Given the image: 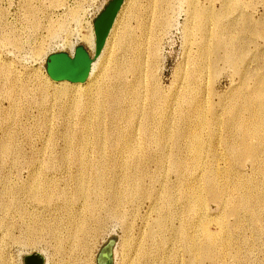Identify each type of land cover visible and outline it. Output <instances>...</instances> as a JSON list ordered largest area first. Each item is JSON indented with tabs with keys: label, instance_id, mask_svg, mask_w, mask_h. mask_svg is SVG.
<instances>
[{
	"label": "rangeland",
	"instance_id": "374dc122",
	"mask_svg": "<svg viewBox=\"0 0 264 264\" xmlns=\"http://www.w3.org/2000/svg\"><path fill=\"white\" fill-rule=\"evenodd\" d=\"M108 1L0 0V264H98L112 237L111 264H264V150L252 136L264 135V39L253 37L264 0H156L163 13L128 0L97 79L54 82L48 57L94 53L81 38ZM136 49L141 72L112 81L121 108L85 112L91 90L111 86L109 62L127 67ZM239 137L259 149L234 151ZM198 187L201 203L189 201ZM185 229L199 244L211 234L208 254L189 260Z\"/></svg>",
	"mask_w": 264,
	"mask_h": 264
},
{
	"label": "bare ground",
	"instance_id": "6f19581e",
	"mask_svg": "<svg viewBox=\"0 0 264 264\" xmlns=\"http://www.w3.org/2000/svg\"><path fill=\"white\" fill-rule=\"evenodd\" d=\"M128 0H125L120 12L118 13V16H117V19L113 25V28L110 32V35L107 39V42H106V45L101 53V55L95 60L94 62V65H93V68H92V72L90 74V77L88 78L87 81L89 82H93L94 80L97 79L96 75H98V69L100 67V62L102 60V57L104 56L105 52L108 51L111 47V42H112V39H113V36H114V32L116 30V27L118 26V17L122 14L124 8V5L127 3ZM149 2V1H148ZM156 2V0H153V4L155 6H158V3H154ZM240 2V1H239ZM152 4V3H151ZM152 4V6H154ZM159 4H160V1H159ZM162 4V3H161ZM165 5V4H164ZM191 5V4H190ZM192 16H194L196 14V10H197V6L192 2ZM159 8V11L161 13H163V6L161 5V8L158 6ZM133 12V16H136V13H135V10L132 11ZM167 13V12H166ZM164 12V14H166ZM167 15H169L167 13ZM220 20V19H219ZM219 25V24H218ZM263 25V24H262ZM203 25L201 26L200 29L203 30ZM218 27V26H217ZM227 27V26H226ZM228 28V27H227ZM264 28V27H263ZM221 29V27H220ZM204 31V30H203ZM245 32L247 31V28H245L244 30ZM248 32V31H247ZM219 33V32H218ZM250 33H251V30H250ZM252 34V33H251ZM205 35V34H203ZM254 35L253 37H261L262 39H264V30L260 28V30H256L254 32ZM209 36V34L207 35ZM229 36V35H228ZM231 39L230 40H226L224 43H223V47L225 49V51L227 53H229L228 55V59L230 61H233V54H236V50L239 49L236 47V43H238V39H236L235 37L232 39V37H230ZM82 42L87 46V48L91 51H95V45H96V38H95V32L91 31L89 34H84L82 35ZM208 38H206L207 40ZM228 39V38H227ZM207 47V46H206ZM134 50V49H132ZM206 50V49H205ZM75 51V50H74ZM137 51V56L136 58L134 59V62H132L129 66L127 67H124L122 64H119L117 62V59L114 58L113 62H109L110 63V73L106 75V78H108V80L111 82V86L108 87V86H105L104 84H99L97 86H95V88L93 90H91L92 93L89 94V98L87 99V103L86 105L84 106L83 110L85 112L91 110L92 108V105H96L95 107L99 110L100 109H103V112L107 110V107L108 109L111 111V113H113V111H116V110H119V108H121V105L124 101V93L122 91H119L117 90L118 88H115L114 85H113V80H120V78L122 77H125L124 75L127 73V72H132L135 74V76H137V74H139L141 72V68H140V50L139 49H136ZM239 52V51H238ZM74 53V52H73ZM241 55V54H240ZM237 56V55H236ZM48 75V74H47ZM139 76V75H138ZM49 77V76H48ZM50 78V77H49ZM121 78V79H122ZM113 81V82H112ZM122 82V81H121ZM142 82V81H141ZM140 82V83H141ZM61 85L63 84H68L69 82L68 81H62V82H57ZM115 83V82H114ZM71 84H74L76 87H79L81 84L83 83H71ZM124 84V83H122ZM130 85V84H129ZM119 86V85H118ZM108 87V88H107ZM122 88V87H121ZM66 90H68L67 88L65 90H63L64 92L63 93H68ZM62 93V92H61ZM130 93V92H129ZM66 95V94H64ZM262 95L264 96V91L262 92ZM139 97V93L135 94V97ZM151 102L156 104L157 103V98L155 97H151ZM78 104H81V103H78ZM81 105V106H83ZM133 105V104H132ZM135 105V104H134ZM77 106V105H75ZM80 107V106H79ZM76 108V107H75ZM79 109V108H78ZM261 109L263 110L264 112V102L262 103L261 105ZM73 110H77V109H73ZM80 110V109H79ZM82 110V109H81ZM131 110V109H130ZM78 111V110H77ZM193 117L192 118H195V122L196 124H200L201 123V116H202V108L200 105H197L194 110H193ZM88 115V114H87ZM114 116V115H113ZM88 117V116H87ZM90 117V116H89ZM87 120V119H86ZM85 120V121H86ZM87 123L86 124H89L88 122H90V120L88 119L86 121ZM85 125V124H84ZM86 127V126H85ZM89 128V127H88ZM86 131L87 130V127L85 128ZM253 137H256L259 141V146H260V150H264V135L260 132V128L257 127L254 129V134H252ZM189 137L191 138L192 141H195L198 139V134L195 132V133H191L189 135ZM86 140L82 141V144H81V147L82 149H86L87 147V139L88 137H85ZM234 148L233 150L235 151L236 149L237 150H243L244 153H247L249 155H252L253 154V151L255 149H259V146H257L256 148L253 146V144H251L250 142V138L248 137H239L237 139V143L234 144ZM99 146V145H97ZM102 147V146H101ZM85 152V151H84ZM137 154V153H135ZM197 164V162H196ZM85 177V178H84ZM90 181V180H88ZM87 179H86V176H83V178L80 180V191H83L82 189V185H84L85 183H88ZM208 184L210 185L208 187V190L210 192H212V194H214V198L216 199L217 196L215 195V193H217V187H216V184L214 182H212L211 180H208ZM102 185V181L101 180H96L95 181V186L99 187ZM192 190H200L199 187L198 188H193ZM193 192V191H192ZM201 191H195L193 192L192 194H188L187 197H189V201L191 202H194V201H197L199 203H201L202 201V197H201ZM120 200V199H119ZM218 200L219 201H224L222 200L221 198L218 197ZM227 200V199H226ZM121 202V200L119 201ZM242 206L246 207L247 210L249 212H254V209H252L251 207L249 208V206L247 205V203L245 201H242ZM189 207H191L189 205ZM100 223V222H99ZM164 223L162 222V224H160V227H163ZM80 231H82L84 233L87 232L86 229H84L83 225L80 227ZM96 231V230H95ZM206 233V234H204ZM203 233V236L206 235V243L205 244H199L198 240L197 242L195 243L196 239L197 238H193L189 233H188V229H185L183 231V236H184V239L186 241V243H188V245L186 246L185 249V252L188 254L189 256V260H193L194 258H198V256H200L201 254H208V250H210V246L213 244L212 243V240H211V234L209 232H204ZM80 245V244H79ZM83 245V244H82ZM200 245H203V246H200ZM86 247V246H85ZM84 247V249H86ZM83 248V247H82ZM76 249V248H75ZM46 264H48V259H46Z\"/></svg>",
	"mask_w": 264,
	"mask_h": 264
},
{
	"label": "water",
	"instance_id": "95a60500",
	"mask_svg": "<svg viewBox=\"0 0 264 264\" xmlns=\"http://www.w3.org/2000/svg\"><path fill=\"white\" fill-rule=\"evenodd\" d=\"M125 0H109L94 20V32L96 45L94 53L88 51L84 46L77 45L73 54L58 52L51 54L46 62V72L54 82L68 81L69 83H86L95 60L101 55L113 25L116 21ZM115 238H110L98 254V264H111L113 262L112 252H105L107 248L111 250L115 247ZM103 258V263L101 258ZM40 264H45L44 258L35 256ZM25 264L27 258L24 259Z\"/></svg>",
	"mask_w": 264,
	"mask_h": 264
}]
</instances>
